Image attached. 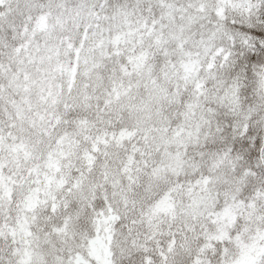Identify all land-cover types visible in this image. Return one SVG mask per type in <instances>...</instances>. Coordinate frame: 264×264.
Wrapping results in <instances>:
<instances>
[{"label":"snow or ice","instance_id":"obj_1","mask_svg":"<svg viewBox=\"0 0 264 264\" xmlns=\"http://www.w3.org/2000/svg\"><path fill=\"white\" fill-rule=\"evenodd\" d=\"M0 264H264V0H0Z\"/></svg>","mask_w":264,"mask_h":264}]
</instances>
